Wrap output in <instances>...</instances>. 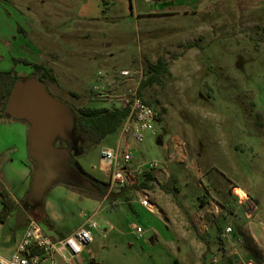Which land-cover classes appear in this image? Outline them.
<instances>
[{"label":"rangeland","instance_id":"374dc122","mask_svg":"<svg viewBox=\"0 0 264 264\" xmlns=\"http://www.w3.org/2000/svg\"><path fill=\"white\" fill-rule=\"evenodd\" d=\"M16 45L22 56L51 70L46 90L70 111L118 106L94 93L99 70H132L141 84L148 66L162 58L171 73L143 89L160 120L154 133L129 147L133 163L159 165L157 184L149 192L156 209L141 205L136 186L100 197L82 177L81 188L68 185L69 180L51 185L45 177L44 187L37 191L34 186L0 225V254L15 251L30 218L55 235L81 224L80 213L96 212L100 228L78 264H178L164 251L171 249L168 220L184 221L196 231L208 264H248L249 257L262 264L264 0H0V46L6 59L12 60ZM5 117L0 148L18 134L13 125H28ZM117 143L118 134L98 145L60 138L56 147L68 153L59 167L64 173L67 162L78 159L105 180L100 151ZM48 161L54 163L49 156ZM37 165L34 160L33 170ZM165 166L167 173H161ZM9 179L12 188L7 189L16 193L18 178ZM50 216L63 228L49 226ZM195 218L206 221L207 235L192 224ZM133 223L156 232L155 243L137 236ZM228 226L233 232L226 233Z\"/></svg>","mask_w":264,"mask_h":264},{"label":"built area","instance_id":"2783aa9c","mask_svg":"<svg viewBox=\"0 0 264 264\" xmlns=\"http://www.w3.org/2000/svg\"><path fill=\"white\" fill-rule=\"evenodd\" d=\"M97 74L100 82L93 87L94 93L112 98L118 106L128 108L118 132L117 146H105L100 151V168L109 183L108 195L118 189L139 187L146 182L151 188H138L142 195L139 201L143 207L154 211L156 207L149 192L157 184L155 172L159 165L155 161L133 163L129 147L132 142L142 143L147 133L155 132L158 115L139 95L140 83L135 81L134 71L121 69L113 73L99 70ZM148 175H152L150 180H147ZM95 214L85 213L84 221L63 236L49 234L39 221L30 218L17 248L10 256L0 254V264H78L77 259L93 242L94 231L100 228L94 220ZM132 229L137 236L144 237L146 231L141 225L133 223ZM225 231L231 233L233 228L228 226Z\"/></svg>","mask_w":264,"mask_h":264},{"label":"crops","instance_id":"0c3cea01","mask_svg":"<svg viewBox=\"0 0 264 264\" xmlns=\"http://www.w3.org/2000/svg\"><path fill=\"white\" fill-rule=\"evenodd\" d=\"M17 45L14 46V49L12 48V54L11 61L10 59H6L3 54L5 52V47L0 46V70H10L11 68H15V70L18 72L20 76L26 75L30 76L34 68L32 65H27L24 63H17L15 64L13 61V58H26L22 56V53H18L16 51ZM30 60V59H29ZM13 61V62H12ZM32 61V60H31ZM9 115V114H8ZM10 116V115H9ZM11 119H16L14 117H11ZM9 118V119H10ZM0 119H6V117H2ZM22 120V119H18ZM25 121V120H23ZM27 122V121H25ZM24 124V123H23ZM14 126V129H16V137L14 139H11L4 143L2 145V148H0V181L2 184V189L6 190L8 192V196L10 198V201L12 202V205H17L21 200L27 199L28 195L32 191L33 186V178L34 173L38 167L33 170V161L34 159L30 155V141H29V130L30 125H16L17 128ZM118 134V133H116ZM60 137L56 139L59 140ZM56 141L54 145L56 146ZM180 151V150H179ZM174 152L172 153V158L174 157ZM181 155V154H178ZM180 158V157H179ZM136 163L141 162L140 160H136ZM168 168L167 166L161 168V173L165 171V169ZM166 172V171H165ZM167 173V172H166ZM9 177H17L18 178V186L16 189V193H12L8 191L7 185L10 183ZM8 187L12 188V186ZM241 190V189H240ZM242 193V191H240ZM1 194V193H0ZM2 199V198H1ZM218 209V206H217ZM84 213H80L82 217H84ZM1 217L4 216V213L1 212ZM51 220L53 221L55 227L58 229H61L63 227H60V219L50 216ZM6 217L0 219V225L3 223V220ZM170 229V235L171 239L169 242L171 243V249H164L166 252V255L168 259L173 260L174 263L178 264H190L194 260L195 264H208L206 261V251L207 249L204 247V240H201L198 237V234L196 231H189L186 226H188V223L186 222H179L177 220H168ZM193 222V223H192ZM192 224L195 226L197 231H200L202 233L208 234L209 228L207 226V223L205 220H201L199 218H195L192 220ZM208 222V221H207ZM80 224V223H79ZM78 224V225H79ZM76 225L75 227H77ZM75 227L71 228L70 230L66 232H57L54 236H63L66 234H69ZM107 228V227H105ZM145 238H147L150 241H154L155 243L156 238L158 239V234L153 230H148L145 232L144 235ZM207 240V239H206ZM209 241V240H208ZM165 243V242H164ZM166 244V243H165ZM178 257V261H175ZM248 264H253L251 261L252 258L249 257ZM180 260V261H179Z\"/></svg>","mask_w":264,"mask_h":264},{"label":"trees","instance_id":"16d2710c","mask_svg":"<svg viewBox=\"0 0 264 264\" xmlns=\"http://www.w3.org/2000/svg\"><path fill=\"white\" fill-rule=\"evenodd\" d=\"M13 61L15 64L21 62L27 65H32L34 71L28 79H37L46 89H48L46 79L53 78V76L50 75L51 70L49 68H47L42 63L33 62L28 58H13ZM170 73L171 72L168 63L162 58H159L155 63L150 64L144 73V80L140 84L139 95L143 98V89L145 87L161 83L162 80ZM20 79H22V76L18 74L15 68H11L10 70H0V118L7 116V104L14 86ZM144 100L150 106L152 105L150 101L146 99ZM127 113L128 108L124 106H83L71 110V116L74 120V128L72 130L74 141H87L91 145L101 144L108 136L119 132ZM158 119L160 120V117H158ZM71 164L73 171L79 177H82L86 182L91 184L92 187L90 190H92V193L97 194L100 197L108 196L109 183L106 181V179L100 180L90 174L85 170L78 159H75ZM47 170L48 169H46V171ZM151 178L152 175H148L147 180H150ZM67 184L76 185L77 187L81 188L80 184L75 182L73 179H71V181H67ZM141 187L151 188V186H149L146 182L142 183V185L137 188ZM121 190L124 191L125 188H122ZM0 193L3 202L2 213H4V216L6 217L13 205L6 190L1 189ZM120 194V192L115 191L109 195L114 197ZM4 216H0V219L2 220ZM46 222L53 229L56 228L50 218H47Z\"/></svg>","mask_w":264,"mask_h":264},{"label":"water","instance_id":"95a60500","mask_svg":"<svg viewBox=\"0 0 264 264\" xmlns=\"http://www.w3.org/2000/svg\"><path fill=\"white\" fill-rule=\"evenodd\" d=\"M6 111L11 117L25 120L30 125V155L38 164L34 173L32 192L34 186L38 191L43 186L46 169L51 171L59 169V162L50 164L48 155L56 153L60 157L59 160L66 162L68 151L57 148L54 143L58 137L67 141L72 140L74 120L71 111L51 96L37 79H20L16 83Z\"/></svg>","mask_w":264,"mask_h":264},{"label":"flooded vegetation","instance_id":"af4514ba","mask_svg":"<svg viewBox=\"0 0 264 264\" xmlns=\"http://www.w3.org/2000/svg\"><path fill=\"white\" fill-rule=\"evenodd\" d=\"M52 160H54V164H57L59 162V156L55 153V154H51V155H48ZM74 161L70 162L68 161L67 162V166H66V171L63 173L62 170L60 169H57L56 171H51V170H47L46 173H45V181L46 180H49L52 183H55L56 181H60V180H63V181H71V179L75 180V182L77 183H80L79 182V177L78 175L73 171V169L71 168L72 167V164ZM44 177V178H45ZM73 177V178H72Z\"/></svg>","mask_w":264,"mask_h":264}]
</instances>
